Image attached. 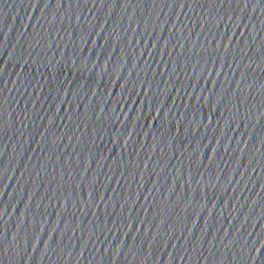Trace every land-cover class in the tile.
I'll use <instances>...</instances> for the list:
<instances>
[{
    "label": "water",
    "instance_id": "water-1",
    "mask_svg": "<svg viewBox=\"0 0 264 264\" xmlns=\"http://www.w3.org/2000/svg\"><path fill=\"white\" fill-rule=\"evenodd\" d=\"M0 264H264V0H0Z\"/></svg>",
    "mask_w": 264,
    "mask_h": 264
}]
</instances>
